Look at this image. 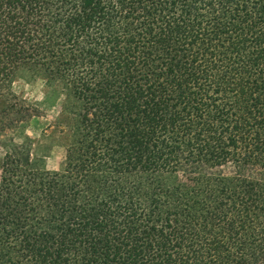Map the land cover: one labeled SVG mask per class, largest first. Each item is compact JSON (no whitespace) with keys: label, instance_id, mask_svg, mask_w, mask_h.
I'll return each instance as SVG.
<instances>
[{"label":"trees","instance_id":"trees-1","mask_svg":"<svg viewBox=\"0 0 264 264\" xmlns=\"http://www.w3.org/2000/svg\"><path fill=\"white\" fill-rule=\"evenodd\" d=\"M20 75L70 140L5 145L0 264H264V0H0Z\"/></svg>","mask_w":264,"mask_h":264},{"label":"rangeland","instance_id":"rangeland-1","mask_svg":"<svg viewBox=\"0 0 264 264\" xmlns=\"http://www.w3.org/2000/svg\"><path fill=\"white\" fill-rule=\"evenodd\" d=\"M10 96L15 108L8 111L0 106V164L5 145L30 138L32 154L42 158L47 169H58L70 140L67 126L71 120L62 111L60 89L20 75L11 85Z\"/></svg>","mask_w":264,"mask_h":264}]
</instances>
